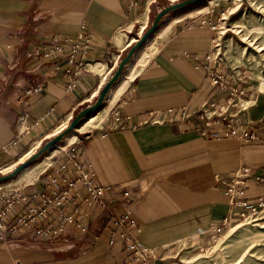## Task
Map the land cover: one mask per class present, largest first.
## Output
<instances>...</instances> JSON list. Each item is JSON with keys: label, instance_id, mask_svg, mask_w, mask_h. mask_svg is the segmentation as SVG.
Masks as SVG:
<instances>
[{"label": "crops", "instance_id": "crops-1", "mask_svg": "<svg viewBox=\"0 0 264 264\" xmlns=\"http://www.w3.org/2000/svg\"><path fill=\"white\" fill-rule=\"evenodd\" d=\"M154 2L140 0L139 8L129 10L125 0H0V166L34 140L49 138L48 131L58 123L67 121V127L79 111L96 102L124 52L138 41L134 29L139 27L137 34L143 35ZM221 3L168 31L159 29L146 63L104 123L78 131V141L89 133L76 141L79 160L95 174L98 185L110 189L108 208L90 211V231L83 234L69 225L66 233L49 239L38 232L48 221L19 225L0 240V264H130L123 241L111 242L117 231L114 219L127 209L138 223V241L171 254L185 244L208 245L227 219L241 220L244 208L231 205L222 183L245 167L264 175V96L240 118L254 127L255 141L227 137L225 124L202 136L195 130L197 123L189 126L180 116L183 108L226 102V94L209 83L201 67L215 39L223 36L217 26L225 15ZM84 23L96 39L83 73L69 89L64 62L55 71L32 53L52 35L76 38ZM37 86L42 90L29 92ZM44 173L24 185L25 195L46 189ZM241 198L250 204L264 201V182L250 183ZM11 221L16 223L14 217Z\"/></svg>", "mask_w": 264, "mask_h": 264}, {"label": "built area", "instance_id": "built-area-1", "mask_svg": "<svg viewBox=\"0 0 264 264\" xmlns=\"http://www.w3.org/2000/svg\"><path fill=\"white\" fill-rule=\"evenodd\" d=\"M125 4L127 9L134 10L140 7V0H125ZM95 39L96 34L84 23L76 38L52 35L34 50L32 56L51 64L55 71L62 69L64 62L63 74L70 81L69 89H72L76 83V77L85 69ZM220 40L215 39L214 47L205 57L201 67L209 83L218 88L221 93L226 94L225 104L217 107L212 102L195 109L183 108L180 116L189 126L197 123L195 130L202 136L208 135L211 127L225 124L227 137L234 135L244 141H255L258 136L254 132V127L249 123L244 125L240 120L242 113L249 108L244 106V102L248 103L246 99L249 93L244 87V74L219 57L221 42L218 41ZM41 90L42 87L37 86L29 92ZM20 120L25 124L26 116L21 117ZM198 123H202V126ZM76 146L77 143L72 145L55 165L43 174L47 175L48 180L45 190L25 195L22 188L0 194V240H5L9 231L15 230L19 225L31 227L38 225V219L48 221V224L38 229V232L49 239L66 233L69 225H74L83 234L90 231L91 226L86 222L91 217L90 211L95 206L108 208L110 189L96 183L95 174L79 160ZM6 152L9 150L6 149ZM252 182H264V175L256 176L251 168L245 167L237 171L232 179L222 183L227 189L231 205L244 208L240 213V219L264 218L263 200L257 204H250L241 198L242 190ZM124 197L127 199L128 195ZM20 203L26 207L18 208ZM13 217L16 219L14 224L11 223ZM114 222L117 231L113 233L111 242L115 243L119 238L123 241L125 249L131 254L130 264H148L166 261L169 258L170 252L167 249L158 251L138 241V223L129 209L122 216L116 217ZM233 223L231 219H227L223 226L215 229L216 233L222 234Z\"/></svg>", "mask_w": 264, "mask_h": 264}, {"label": "rangeland", "instance_id": "rangeland-1", "mask_svg": "<svg viewBox=\"0 0 264 264\" xmlns=\"http://www.w3.org/2000/svg\"><path fill=\"white\" fill-rule=\"evenodd\" d=\"M156 1L152 5L151 18L144 33L151 27L159 11L170 4L184 0ZM221 5H225L226 8L224 10V19L219 21L217 25L221 32L220 35H223L221 40L218 41L221 42L219 57H222L224 62L232 65V67L237 68V70H240L244 74V84L248 87L247 90L249 92L246 99L248 103L244 102V106L251 107L257 103L259 96H264V0H227L223 1ZM214 7L204 14L211 11ZM221 17L223 18V15ZM138 30L139 27H136L132 34L133 37L140 39L142 34L139 36L137 34ZM130 48L124 52L122 59ZM252 93L254 94V98L252 97ZM74 117L71 119V122ZM60 123L56 125L57 128L63 125V123L62 125ZM63 129L60 130V133ZM49 132L51 133L52 131ZM74 132L77 135L79 134L77 129ZM46 134L42 135L40 139L44 138ZM88 134H81L79 141L84 139ZM55 136L42 139V143L34 144L38 140L31 142L22 153L0 166V176L12 172L20 165V163H16L20 157H27L30 154L25 159L26 161ZM76 141L78 140L76 139L74 142ZM71 144H68L60 153L59 145L54 146L39 161L43 160L51 152L58 150L57 156L50 160V165L53 161L55 165L57 160L62 157V152ZM28 149L30 150L29 153L24 154ZM24 185L25 183L14 187H6L2 183L0 184V194L2 192L8 193L16 189H22L25 187ZM237 225L238 227L233 229ZM185 245H183L184 247L182 246L181 251L175 254L170 253L165 264H264V218L254 219L247 217L246 219H241L233 223L231 227L218 235L208 245Z\"/></svg>", "mask_w": 264, "mask_h": 264}, {"label": "bare ground", "instance_id": "bare-ground-1", "mask_svg": "<svg viewBox=\"0 0 264 264\" xmlns=\"http://www.w3.org/2000/svg\"><path fill=\"white\" fill-rule=\"evenodd\" d=\"M223 1H227V0H200V1L196 2V3H194V4H191V5L183 8V9L174 10V11L169 13L170 15L167 14V15H169V17L166 20V22H164V20H163L164 24L162 22L160 27L145 41V43L134 54V57L128 63L125 72L123 73V75L120 77V79L117 81V83L110 90L103 107L100 108L97 111V112H99L101 110V112H99L98 115H94V114L97 113V112H95V113H93L91 115L86 116L84 121H82L80 126L77 128V131L83 132V131H86L87 129H89V128L93 127V126H100V125H102L104 123L106 115L108 114V112L112 109V107L115 105V103L120 98L121 94L124 92V90L128 87L130 82L136 77V75L140 72L141 68L146 63L147 57H148V53H149L150 48H151V45H152L153 41L155 40V37L154 38H152V37L154 36V34L159 29L162 28L163 31H168L178 21H180L182 19L184 20V19H187V18L198 17L201 14H204L205 12H207L213 6H216V5L220 4ZM150 38H152V39H150ZM149 39H150V41H149ZM66 125H67V121L63 122V125L61 127H58L56 129H54L50 133V136H55V135L61 134L63 131H65L69 127V126L65 127ZM62 129H63V131L60 133V130H62ZM75 130H73L70 133H68L64 138H62L56 144V145H59V148H60L59 149V153L61 152V150H64V148L68 144L72 143L64 151V153H66L70 149V147L72 145L76 144V142H74V141L78 138V136H77V133L74 132ZM56 145H54V146H56ZM57 152H58V150H55V151L51 152L50 154H48L43 160L39 161L46 154L45 153L38 160V162L36 161L35 163H32L31 165L27 166L26 168H24L19 173V175L17 177H15L14 179H11V180L3 182V185H5L6 187H14L16 185H20V184H24V183L25 184H29V183L34 182L42 173H44L46 170H48V168L50 166V160L57 156L56 155ZM29 155L30 154H28V156ZM27 157H22L16 163H20V164L25 163L26 161H28V159L31 158V157H29L25 161V159ZM22 161H24V162H22ZM0 184H2V183H0ZM237 227H238V225L236 227H234L233 229H235Z\"/></svg>", "mask_w": 264, "mask_h": 264}, {"label": "water", "instance_id": "water-1", "mask_svg": "<svg viewBox=\"0 0 264 264\" xmlns=\"http://www.w3.org/2000/svg\"><path fill=\"white\" fill-rule=\"evenodd\" d=\"M198 1L200 0H184V1H181L175 4H170L164 7L161 11H159L157 15L155 16L151 27L146 31V33H144V35H142L140 39H138V41L127 52L126 56L121 60L117 69L115 70L111 78L108 80V82L102 89L96 102L92 105L85 107L81 111H79L74 117L73 121L70 123L69 127L65 131H63L61 134L57 135L53 139L49 140L42 148H40L37 151V153H35L30 159H28V161L20 164L18 167H16V169L13 172L7 175L0 176V183H3L5 181L11 180L17 177L24 168L38 161L45 153L50 151L53 148V146L56 145L68 133L77 129L86 116L91 115L97 112L100 108H102L110 90L117 83L120 77L123 75V73L125 72L127 68L128 63L133 59L134 54L145 43V41L160 27L165 16L174 10L183 9ZM165 263H166L165 261H158V264H165Z\"/></svg>", "mask_w": 264, "mask_h": 264}]
</instances>
